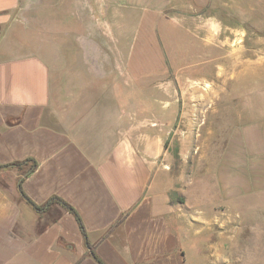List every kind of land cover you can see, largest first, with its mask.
Masks as SVG:
<instances>
[{
  "label": "crops",
  "instance_id": "0c3cea01",
  "mask_svg": "<svg viewBox=\"0 0 264 264\" xmlns=\"http://www.w3.org/2000/svg\"><path fill=\"white\" fill-rule=\"evenodd\" d=\"M60 1L59 40L48 52L23 29L22 0H0V264L223 263L241 231L260 223L248 214L257 204L251 196H264V87L262 116L238 117L210 164L206 152L180 148L176 156L167 144L181 110L175 77L167 71L173 87L165 95L158 68L129 70L159 60L128 56L122 22L152 31L157 46L177 31L184 48H225L246 32L223 19L225 6L238 14L240 0H110L119 20L99 27L98 41L97 25L80 35L79 11ZM95 47L108 50H80ZM203 62L209 68L194 79L247 81L236 92L247 101L232 111L256 110V77L264 81L257 60L231 71L228 59Z\"/></svg>",
  "mask_w": 264,
  "mask_h": 264
},
{
  "label": "rangeland",
  "instance_id": "374dc122",
  "mask_svg": "<svg viewBox=\"0 0 264 264\" xmlns=\"http://www.w3.org/2000/svg\"><path fill=\"white\" fill-rule=\"evenodd\" d=\"M59 2L61 3L60 0H22L24 9L22 18L24 20L21 21V24L25 26L24 30L29 31L28 35L36 45L37 50L41 49V43L44 45V50L48 52H54L56 49L55 43L59 39L56 32L55 8ZM110 2L112 1L63 0L64 8L69 10V13L72 9L79 11L80 35L84 34L83 26L90 29L91 27L94 28L93 25H97L96 32H92L97 41L104 39L99 27H102L101 29L109 27L116 24V20H119V17L115 16L117 10L111 7ZM228 2L230 3V0H225V3ZM225 7L226 11L223 15L225 23L237 22L246 28V32L242 36L243 40L239 44L236 43L230 47L225 45V48L214 45L206 48L201 44L184 48L183 36L177 31L166 32L167 37L172 42L164 41L161 37L160 45L157 46L152 31L143 32L137 21L122 22L128 29V56L139 59L144 57L145 60H152V58L159 60L157 64L129 63V70L135 74V72L142 71V69L147 71L151 67L158 68L161 77L160 89L163 94L166 89L173 87V83L168 84V72L170 73V79L175 77V80L172 81L176 88L175 103L180 106L181 110L175 112L174 127L170 129L172 136L169 143L167 141L170 152L176 153L180 148V151L185 153L206 152L208 153L207 162L209 164L213 161L211 159L213 158L212 155L225 146L226 138L232 126L237 125L238 120L241 124L248 118H259L263 114L261 110L264 81L259 76L255 80V89L261 92H259L260 95L255 96L257 106L256 110L252 112L232 111V107L247 101V96L236 94V92L241 93L247 87V81L231 79L206 81L193 78L194 76H200L209 68V65L203 62L206 58L233 61L228 64L230 65L228 71L237 70V67H241L243 59L253 58L257 60V73L264 72V64L260 63L264 52V0H240L239 11L235 16H231L232 10L230 7ZM123 9H126L125 6ZM174 18L176 19L177 16ZM129 19L128 17L127 20ZM148 21L152 22L153 18L150 16ZM170 21L177 23L174 19ZM148 27L151 28V24ZM141 34L147 40L143 47L140 44ZM224 35L232 38L235 36L234 33L228 31ZM45 45L47 46L45 47ZM80 50L84 51V54L89 52L91 54L94 52L102 54L103 51L108 49L95 47ZM61 51L64 54H70L71 49H61ZM162 58L166 62H163ZM185 59H187V63L184 62ZM169 60L172 62L170 63ZM163 90L165 92H162ZM207 105L213 106L212 108H206ZM214 105L219 107L218 110L214 108ZM194 107L198 108L194 109ZM183 108L185 111H183ZM168 116L171 119V115ZM198 161L190 160L193 165ZM251 200L257 202L253 210L257 214H251L252 211L248 215H251L254 221L258 219L260 223L255 224L256 231L254 233L249 232V230L241 231L238 250H234L233 255H230V257H225L224 262L221 264H264V196L254 195L251 196Z\"/></svg>",
  "mask_w": 264,
  "mask_h": 264
},
{
  "label": "trees",
  "instance_id": "16d2710c",
  "mask_svg": "<svg viewBox=\"0 0 264 264\" xmlns=\"http://www.w3.org/2000/svg\"><path fill=\"white\" fill-rule=\"evenodd\" d=\"M177 151H176V153H174L176 156H177ZM58 202H60V203H62L61 201H59L58 200ZM30 203V202H29ZM32 206H33V208L35 209V210H37V211H41V210H43L45 207L43 206V207H37V206H35L34 204H32V203H30ZM63 205H65L64 203H62ZM65 206H67V205H65ZM68 207V206H67ZM69 208V207H68Z\"/></svg>",
  "mask_w": 264,
  "mask_h": 264
}]
</instances>
